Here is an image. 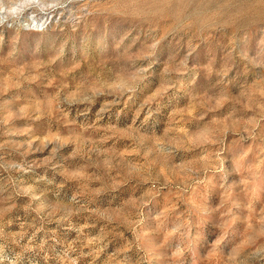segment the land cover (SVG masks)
I'll return each instance as SVG.
<instances>
[{"label":"rangeland","instance_id":"1","mask_svg":"<svg viewBox=\"0 0 264 264\" xmlns=\"http://www.w3.org/2000/svg\"><path fill=\"white\" fill-rule=\"evenodd\" d=\"M0 264H264V0H0Z\"/></svg>","mask_w":264,"mask_h":264}]
</instances>
